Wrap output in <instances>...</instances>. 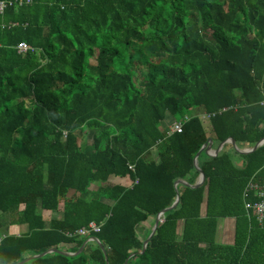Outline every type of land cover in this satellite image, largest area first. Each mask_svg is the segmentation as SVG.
I'll use <instances>...</instances> for the list:
<instances>
[{"label":"trees","instance_id":"obj_1","mask_svg":"<svg viewBox=\"0 0 264 264\" xmlns=\"http://www.w3.org/2000/svg\"><path fill=\"white\" fill-rule=\"evenodd\" d=\"M29 2L0 13V264L62 244L76 253L92 236L108 263L89 242L22 264H124L131 254L127 264H264V222L243 199L249 181H264V144L202 153L203 185H174L196 182L208 138L239 149L264 138V0ZM21 42L33 50L19 54ZM199 109L215 116H188L182 133L166 134L168 118ZM77 132H93L90 143ZM177 195L141 253L151 229L140 239L137 227ZM59 208L47 223L41 211ZM231 219L233 243L218 242L219 220ZM90 223L98 233L77 234ZM19 225L27 231L10 234Z\"/></svg>","mask_w":264,"mask_h":264},{"label":"built area","instance_id":"obj_2","mask_svg":"<svg viewBox=\"0 0 264 264\" xmlns=\"http://www.w3.org/2000/svg\"><path fill=\"white\" fill-rule=\"evenodd\" d=\"M29 3H31L29 2V0H27L26 2H24L23 0H14V2L0 1V13H2L6 7L15 6L16 8H18L27 5ZM16 49L19 54L33 50L30 46H28L23 42L19 43L16 46ZM226 110L227 108H222L219 111V114L225 112ZM214 116L215 113H207L205 111L200 112L198 115V117L202 121H209ZM186 121H188V116H185L182 121H174L173 124H171L170 129L166 131V134L171 135L173 133H182L183 125L184 122ZM130 169L133 170V167L130 166ZM135 183H137V180L133 182V184ZM252 198H256V200H251ZM243 199H244V208L246 210V213L248 215L254 216L257 222L259 224H262L264 222V181L261 182V181H256L254 179L249 181V183L247 184V186L243 191ZM99 230H100L99 227H97L94 223H90L88 229H80L77 231V234L81 236H89L91 232L98 233Z\"/></svg>","mask_w":264,"mask_h":264},{"label":"water","instance_id":"obj_3","mask_svg":"<svg viewBox=\"0 0 264 264\" xmlns=\"http://www.w3.org/2000/svg\"><path fill=\"white\" fill-rule=\"evenodd\" d=\"M225 144H230L239 153L248 154V153H251V152L255 151L260 146H262L264 144V138L259 140L252 148H249V149H239L236 146L235 141L232 138H228L224 142L220 143L218 149H215V150L212 149V145H213L212 138H208V140L203 144V146L201 147V149L198 151V153L195 155V157L193 159L194 167L199 173L197 181L193 185H190L187 182H185L184 180H177L175 182V184H174L175 187L177 185H185V186H188L190 188H199V187H201L203 185L204 181H205V176H204L203 171L199 168V165H198V159H199L200 155L204 152L209 157H215V156H217L219 154V152L222 150V147ZM179 200H180V197H179V195H177L175 201L173 202V204L170 207H167V208L161 210L156 215L155 220H154V224H153V226L151 228V231H150V234L148 235V237L145 239V241L143 243V249H142L141 253H143L145 251L146 246L149 243L150 239L155 235V232H156V229H157L158 225L164 221L165 213H167L168 211L174 209L178 205ZM89 242H94V243H96L97 245H99L101 247V249L103 250L104 255H105V261H106V263H108V258H107L106 252L104 250V247L102 246V244L98 240V238L89 237V238H87L84 241V243L82 244V246L79 248V250L76 253H65V252L59 251V250H57L55 248H51V249L45 251L44 253H42L40 255H34V256H32V257H30V258H28V259H26V260H24L22 262L16 263V264H22L24 262H27L28 260H31V259H34V258H40V257H43V256H45L47 254H52V253H57V252H59V253H61L63 255H66V256H75V255L79 254L80 252H82L83 249H84V246L87 243H89ZM132 256H133V254H131L127 258V260L124 262V264H127L128 259L131 258Z\"/></svg>","mask_w":264,"mask_h":264},{"label":"crops","instance_id":"obj_4","mask_svg":"<svg viewBox=\"0 0 264 264\" xmlns=\"http://www.w3.org/2000/svg\"><path fill=\"white\" fill-rule=\"evenodd\" d=\"M203 111V110H202ZM196 112V110H195ZM169 122H167V124L169 123H173L176 120H170V118H168ZM215 143L213 142L212 145V149H218L219 145H214ZM224 148V146L222 147V149ZM156 150H152L151 155L153 157V159H156L157 155H156ZM235 161V160H234ZM239 164V163H237ZM133 180H131L128 177H124V178H117V177H110L108 183L109 184H115V185H119V186H124V187H131L132 186V182ZM95 188V186H94ZM73 191H71L69 194L71 195ZM62 208H59V210L51 212V211H45L42 210L41 214L44 218V220L49 223L52 220H61L63 215H62ZM155 220V219H154ZM154 220L150 219L148 222H143L142 225L137 227V233L140 237V239H144L146 237V235L148 234L150 227L152 228L153 224H154ZM27 231V226L26 225H19V226H12L10 228V234H22L23 232ZM217 238L218 240H222L223 238H227L228 240V244H232L233 243V239H234V220H219L218 222V226H217ZM2 239V237H0ZM0 239V240H1ZM73 247L72 244H62L60 245L59 248H64V250H61L62 252L65 253H72L71 248ZM70 250V251H69Z\"/></svg>","mask_w":264,"mask_h":264},{"label":"rangeland","instance_id":"obj_5","mask_svg":"<svg viewBox=\"0 0 264 264\" xmlns=\"http://www.w3.org/2000/svg\"><path fill=\"white\" fill-rule=\"evenodd\" d=\"M92 63H94V61L92 60L91 61ZM199 112H195V111H191L190 113L188 112V113H186V116H192V115H195V116H198L199 115V113L200 112H202V110L201 109H199L198 110ZM178 121L180 120V119H177ZM171 124H173V123H169V124H167L166 123V125L164 126V129L167 131V130H169L170 129V127H171ZM204 125L206 126V128H208L209 127V123H204ZM77 134H78V137H79V139H80V142H88V143H90V139H91V135L93 134V132H77ZM204 155H206L204 152H203V154H202V157L201 158H204ZM198 165H199V162H198ZM197 181V180H196ZM185 186V185H184ZM60 211H62V210H60ZM150 229H151V227H150ZM1 230V229H0ZM218 235V234H217ZM0 236H2L1 234H0ZM216 240L218 241V242H220V243H223V244H228V240H227V238H223L222 240H218V238H217V236H216ZM230 244V243H229Z\"/></svg>","mask_w":264,"mask_h":264},{"label":"clouds","instance_id":"obj_6","mask_svg":"<svg viewBox=\"0 0 264 264\" xmlns=\"http://www.w3.org/2000/svg\"><path fill=\"white\" fill-rule=\"evenodd\" d=\"M86 237V236H85ZM93 237V236H92Z\"/></svg>","mask_w":264,"mask_h":264}]
</instances>
